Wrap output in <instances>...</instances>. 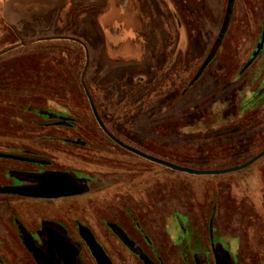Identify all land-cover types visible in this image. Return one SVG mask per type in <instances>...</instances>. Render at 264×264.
Wrapping results in <instances>:
<instances>
[{"label":"rangeland","instance_id":"374dc122","mask_svg":"<svg viewBox=\"0 0 264 264\" xmlns=\"http://www.w3.org/2000/svg\"><path fill=\"white\" fill-rule=\"evenodd\" d=\"M227 9L228 0H0L1 138L27 134L35 144L55 130L81 138L88 148L78 149L85 156L75 160L86 171L102 169L96 171L107 176L109 189L119 188V178L145 194L154 189L157 215L172 204L177 215L185 210L195 220L204 207L217 211L219 229L230 237L213 235L217 264H239L231 236L246 235L256 246L252 237L264 238L262 228H242L249 206L264 217V155L229 170L264 151V46L251 59L264 37V0L234 1L218 52L206 65ZM47 108L44 115L69 114L75 129L36 116ZM100 122L142 152L201 172L109 145L96 156L92 147L109 139ZM1 138L0 145L16 146ZM123 159L127 164L118 165ZM127 197L131 204L132 194ZM169 232L179 237L176 228Z\"/></svg>","mask_w":264,"mask_h":264},{"label":"flooded vegetation","instance_id":"af4514ba","mask_svg":"<svg viewBox=\"0 0 264 264\" xmlns=\"http://www.w3.org/2000/svg\"><path fill=\"white\" fill-rule=\"evenodd\" d=\"M143 3L146 4V0ZM232 14L233 10L230 20ZM185 30L183 26L181 33ZM263 46L262 36L251 59ZM217 52L218 48L211 57L209 55L206 65L213 62ZM46 110L34 112L46 123L49 121V125L75 129L73 117L63 110H58V115H44L50 111ZM39 127L45 129L47 126L40 124ZM100 127L109 139L106 144L98 142L92 147L96 156L108 145L141 156L120 144L128 145L105 127ZM22 130L29 132L31 128L23 125ZM60 132L55 130L52 135H42L35 139L39 141L35 144L27 134L3 136V139L0 136L1 142L9 139L16 144L10 146L2 142L4 146L0 145L5 147L0 149V264H54L50 259L54 250L58 258L75 260L77 264H217L213 238H230L219 229L221 215L217 211L204 207L201 220H195L185 210L178 211L177 215L175 204H172L168 211L157 215L154 189L145 194L146 191L136 186L133 189L124 178L114 184L119 187L117 189L105 187L107 176L98 172L102 169L86 171L83 168L86 164L75 160L79 155L85 156L78 149L88 148L87 143L79 137L67 139ZM46 142L73 148L57 149ZM60 154L68 159H59ZM69 158L72 160L67 161ZM126 164L123 159L118 165ZM19 171L30 172V177ZM123 171V168L118 170L115 178ZM151 175L156 182L157 175ZM129 193L133 196L131 204ZM253 210V206L248 207L246 220H243V212L238 211L243 220L242 228L252 230L255 225V228L264 229V217L256 216ZM181 215L185 217L183 222L179 218ZM254 219L259 222L255 224ZM172 228L177 230V239L169 232ZM231 237L237 242L235 252L239 264H264V238L252 237L259 240L256 246V241L246 243L249 238L246 235Z\"/></svg>","mask_w":264,"mask_h":264},{"label":"water","instance_id":"95a60500","mask_svg":"<svg viewBox=\"0 0 264 264\" xmlns=\"http://www.w3.org/2000/svg\"><path fill=\"white\" fill-rule=\"evenodd\" d=\"M233 1H234V0H229L228 9H227V14H226V18H225V21H224V23H223V27H222L221 33H220V35H219V37H218V39H217V41H216V43H215V46H214V48H213V50H212V52H211L210 57L216 52L217 48L219 47V45H220V43H221V41H222V39H223L224 33H225L226 29H227V26H228V23H229V20H230V17H231V13H232V10H233ZM100 124L103 126V124H102L101 122H100ZM103 127H104V126H103ZM115 140L118 141L117 139H115ZM118 142H120V141H118ZM120 144H122L124 147L128 148L129 150H131V151H133V152H135V153L141 155V156L144 157V158H147V159H149V160H151V161H153V162H157V163H159V164L165 165V166H167V167H169V168H172V169H175V170H183V171H187V172H191V173H200V172H201V171H197V170L187 169V168H184V167H182V166H179V165H176V164L170 163V162H168V161H165V160H163V159H160V158H157V157L151 156V155H149V154H147V153H145V152H142V151H140V150H137V149H135V148H133V147H130V146L126 145V144H123L122 142H120ZM262 155H264V151H262L260 154H258L255 158H253V159H252L251 161H249L247 164H245V165H240V166H238V167H235V168H232V169H229V170H234V169H240V168H243V167H245L246 165H248L249 163H251L252 161H254V160L258 159L259 157H261ZM225 171H226V170H225ZM54 193H56V192H54ZM49 251H52V250L49 249ZM55 252H56V250H54V251L52 252L53 254L51 253V257H52V258H50V259H51L52 263H54V264H63V263H64V264H77L75 260H72V261H67V260H66V261H65V260H63V259H61V258H58L59 256H58ZM228 264H230V263H228Z\"/></svg>","mask_w":264,"mask_h":264},{"label":"crops","instance_id":"0c3cea01","mask_svg":"<svg viewBox=\"0 0 264 264\" xmlns=\"http://www.w3.org/2000/svg\"><path fill=\"white\" fill-rule=\"evenodd\" d=\"M51 14V13H50ZM50 14H48V15H50Z\"/></svg>","mask_w":264,"mask_h":264},{"label":"trees","instance_id":"16d2710c","mask_svg":"<svg viewBox=\"0 0 264 264\" xmlns=\"http://www.w3.org/2000/svg\"><path fill=\"white\" fill-rule=\"evenodd\" d=\"M258 100H260V99H258Z\"/></svg>","mask_w":264,"mask_h":264}]
</instances>
